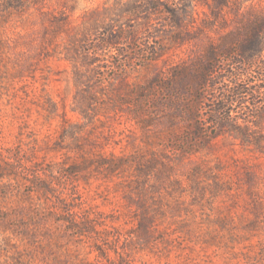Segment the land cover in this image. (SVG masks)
Returning a JSON list of instances; mask_svg holds the SVG:
<instances>
[{
  "label": "rangeland",
  "instance_id": "374dc122",
  "mask_svg": "<svg viewBox=\"0 0 264 264\" xmlns=\"http://www.w3.org/2000/svg\"><path fill=\"white\" fill-rule=\"evenodd\" d=\"M114 1L44 0L0 18V264H264V157L246 154L229 133L214 138L202 151L208 153L194 161L201 168L197 188L183 192L173 180L183 184L188 175L163 173V215L150 240L138 230L134 206L116 187L117 178L106 179L94 170L73 177L71 198L90 214L88 223L94 226L80 236L57 215H37L38 205L51 204L27 196L32 185L23 180L26 174L4 171L19 153L31 173L47 170L52 176L53 169L66 173L67 163L100 152H178L169 149L174 144L171 122L156 108L151 112L159 118L149 113L153 117L147 128L130 120V109L123 113L115 107L80 133L72 128L60 138L64 114L73 121L80 116L72 111V66L56 41ZM239 1L241 11L247 6L264 11V0ZM206 10L198 1L194 18L200 21ZM51 14L64 24L62 33L51 35ZM189 47L164 58L184 56ZM135 76L143 80L137 73L130 78ZM143 131L150 141L137 148ZM95 246H101L103 256Z\"/></svg>",
  "mask_w": 264,
  "mask_h": 264
},
{
  "label": "trees",
  "instance_id": "16d2710c",
  "mask_svg": "<svg viewBox=\"0 0 264 264\" xmlns=\"http://www.w3.org/2000/svg\"><path fill=\"white\" fill-rule=\"evenodd\" d=\"M43 1L0 0V18ZM198 1L207 6L200 21L194 18ZM242 2L115 0L92 12L95 19L57 39L56 46L72 66L76 85L72 111L80 116L73 121L64 114L60 138L72 128L80 133L104 110L115 107L123 113L130 109V120L147 128L151 109L156 108L171 122L174 144L169 149L178 152H100L67 163L66 173L53 169L52 176L47 170L31 173L30 165L24 166L28 160L19 153L11 169L4 171L26 174L23 180L32 185L27 196L51 204V208L38 205L37 215H57L61 224L80 236L93 232L90 214L71 198V190L74 176L94 170L106 179L117 178L116 187L134 206L138 230L150 240L163 215V173L188 175L183 184L173 180L183 192L197 188L201 168L194 161L208 153L202 151L214 138L226 133L249 151L246 154L264 157V11L254 6L241 11ZM48 24L51 35L62 33L64 24L57 22V15L51 14ZM185 45L190 47L184 56L164 58ZM108 71L114 72L112 78L105 76ZM132 73L143 80L130 78ZM177 127L182 130L179 136ZM141 137L137 148L150 141L146 131ZM101 249L95 246L103 256Z\"/></svg>",
  "mask_w": 264,
  "mask_h": 264
}]
</instances>
